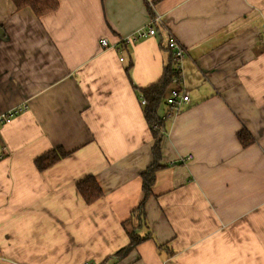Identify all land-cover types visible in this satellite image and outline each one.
Here are the masks:
<instances>
[{
    "label": "crops",
    "instance_id": "crops-1",
    "mask_svg": "<svg viewBox=\"0 0 264 264\" xmlns=\"http://www.w3.org/2000/svg\"><path fill=\"white\" fill-rule=\"evenodd\" d=\"M154 14L158 35L121 43ZM164 28L186 50L190 102L167 120L150 238L117 260L153 163L139 92L169 60ZM22 105L0 132V264H264V0H59L40 18L0 0V115ZM88 177L103 191L91 205Z\"/></svg>",
    "mask_w": 264,
    "mask_h": 264
},
{
    "label": "trees",
    "instance_id": "trees-1",
    "mask_svg": "<svg viewBox=\"0 0 264 264\" xmlns=\"http://www.w3.org/2000/svg\"><path fill=\"white\" fill-rule=\"evenodd\" d=\"M17 9L31 8L37 17H43L50 13L55 12L59 8V0H11ZM163 0H153L154 5L160 3ZM154 15H152L153 17ZM166 50L169 53V60L163 69V73L160 79L140 90L145 98L144 117L151 129L154 139L153 163L141 174L142 179V192L143 200L140 205L133 211V218L138 222V226L133 231H128L129 245L121 251L117 252L110 258L121 260L125 258L133 249H135L140 243L150 238V235L142 237L139 233L141 226L145 225V206L148 200L153 197V186L156 181V174L165 167L162 166V151L161 145L164 133L166 132L167 120L160 116V109L165 103V99L169 90L173 87V79L177 76L174 68V62L172 61L170 51L165 45ZM132 67V63L129 65L128 70ZM241 143L244 146L249 145L250 140L244 133L239 136ZM66 156V153L60 149L51 150L35 160V166L39 171H44L53 165L57 164L62 158ZM77 189L86 204L91 205L103 197V191L95 178L88 177L77 184ZM109 258V259H110Z\"/></svg>",
    "mask_w": 264,
    "mask_h": 264
},
{
    "label": "built area",
    "instance_id": "built-area-1",
    "mask_svg": "<svg viewBox=\"0 0 264 264\" xmlns=\"http://www.w3.org/2000/svg\"><path fill=\"white\" fill-rule=\"evenodd\" d=\"M163 26L162 17L158 14L154 16L149 21L146 28L137 30L133 32L130 36L124 38L121 43L133 45L137 41L155 37L158 35V27ZM164 27V26H163ZM164 36L166 37L167 44L166 47L170 51L172 61L174 62V68L178 72L177 76L173 79V87L169 90L168 95L165 99V105L167 107L166 114L163 119L172 120L177 114L185 109V107L190 102V94L186 89L184 75H183V59L187 55L184 46H182L178 40L173 36L170 30L164 28ZM103 47L108 46V41L106 39L101 40ZM123 61V59H121ZM141 104L145 105V98L143 94H140ZM26 109V106L22 105L18 108H13L0 115V132L5 125L12 122V120L23 112ZM189 159V158H186ZM183 162L185 159L182 160ZM81 264H91L89 262H82Z\"/></svg>",
    "mask_w": 264,
    "mask_h": 264
}]
</instances>
